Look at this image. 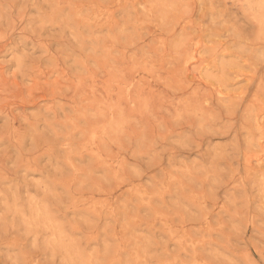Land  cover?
<instances>
[{"label":"rangeland","instance_id":"374dc122","mask_svg":"<svg viewBox=\"0 0 264 264\" xmlns=\"http://www.w3.org/2000/svg\"><path fill=\"white\" fill-rule=\"evenodd\" d=\"M0 264H264V0H0Z\"/></svg>","mask_w":264,"mask_h":264}]
</instances>
